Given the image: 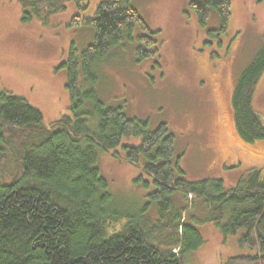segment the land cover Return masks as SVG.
I'll use <instances>...</instances> for the list:
<instances>
[{"label": "trees", "instance_id": "trees-1", "mask_svg": "<svg viewBox=\"0 0 264 264\" xmlns=\"http://www.w3.org/2000/svg\"><path fill=\"white\" fill-rule=\"evenodd\" d=\"M15 1L23 22L37 18L45 23L69 2L86 8L84 0ZM131 1L98 0L92 17L73 16L71 23L88 26L93 38L78 55L71 47L61 64L67 75L68 113L45 123L25 100L0 91V264H183L184 256L202 244L197 225L204 221L224 237L239 234L238 245L251 251L223 264H264L261 170L249 169L232 187L218 179L186 181L175 175L181 173L179 156L165 124L149 130L145 121L97 97L94 65L109 49L134 40L138 59L157 52L153 36L158 31L147 27ZM188 9L201 26L212 13L219 31L228 26L230 0H189ZM135 30L141 33L134 36ZM263 71L264 40L230 97L233 128L244 144L264 140L252 105ZM127 138H138L139 144L121 146L124 161L139 168L153 186L140 209L115 205L96 166L98 150L114 154ZM142 175L137 181L146 187ZM177 192L185 202L180 209L174 202ZM195 200L206 211L203 221L187 213Z\"/></svg>", "mask_w": 264, "mask_h": 264}, {"label": "rangeland", "instance_id": "rangeland-1", "mask_svg": "<svg viewBox=\"0 0 264 264\" xmlns=\"http://www.w3.org/2000/svg\"><path fill=\"white\" fill-rule=\"evenodd\" d=\"M84 1V10L69 2L64 11L44 23L37 18L23 22L15 0H0V91L25 100L41 112L45 123L68 113L67 75L61 64L71 47L78 55L92 42L88 26L71 23L75 15L93 16L98 0ZM188 2L132 0L147 27L158 31L153 36L157 52L138 59L135 47L139 44L134 40L112 47L95 62L93 88L99 99L121 107L128 117L145 121L149 130L165 124L179 156L181 173L175 171V175L190 182L218 179L232 187L251 168L260 169L264 176V140L240 142L230 108L233 83L264 40V0H230L228 26L223 31L213 13L206 25H199ZM140 33L135 30L134 36ZM252 105L264 127V71ZM138 144V138L122 139L114 154L98 150L96 158L113 203L129 209L143 207L153 187L139 168L124 161L121 146ZM140 175L148 181L146 187L137 181ZM174 202L177 209L185 206L180 192ZM192 206L188 215L203 221L207 215L199 200ZM147 208L149 217L155 219L153 208ZM197 227L202 244L184 256L183 264H223L230 256L251 253L238 245L239 234L224 237L205 221Z\"/></svg>", "mask_w": 264, "mask_h": 264}, {"label": "flooded vegetation", "instance_id": "flooded-vegetation-1", "mask_svg": "<svg viewBox=\"0 0 264 264\" xmlns=\"http://www.w3.org/2000/svg\"><path fill=\"white\" fill-rule=\"evenodd\" d=\"M234 87H235V84L233 83V86H232V89H231V93H230V97H231V95H232V91H233ZM221 89H222V88H221Z\"/></svg>", "mask_w": 264, "mask_h": 264}]
</instances>
